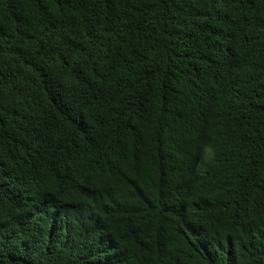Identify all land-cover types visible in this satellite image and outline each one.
I'll return each mask as SVG.
<instances>
[{"label":"trees","instance_id":"1","mask_svg":"<svg viewBox=\"0 0 264 264\" xmlns=\"http://www.w3.org/2000/svg\"><path fill=\"white\" fill-rule=\"evenodd\" d=\"M0 264H264V0H0Z\"/></svg>","mask_w":264,"mask_h":264}]
</instances>
